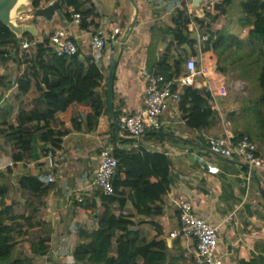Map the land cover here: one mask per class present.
I'll list each match as a JSON object with an SVG mask.
<instances>
[{"label":"crops","instance_id":"1","mask_svg":"<svg viewBox=\"0 0 264 264\" xmlns=\"http://www.w3.org/2000/svg\"><path fill=\"white\" fill-rule=\"evenodd\" d=\"M54 1L45 0L41 6ZM88 1L98 14V22L86 28L71 22L70 14L60 0L57 2L60 3L63 18L54 15L50 24L41 19L33 20L32 15L21 19L22 24L35 28L34 37L38 42L54 32H63L75 44L79 58H86L99 68L102 82L96 96L105 101L103 113L93 129H87L84 121L72 126L71 120L77 119L75 105H71L66 112L54 114L49 126L62 133L56 139L58 148H51L50 155L34 162L29 159L13 161L16 151H13V144L5 139L8 130L2 127L1 134L8 150L13 151L2 173L7 180L11 178V182L16 176L17 181L12 184L20 193L27 194V199L22 201L26 212H21V215L27 216L30 210L35 209L33 221L48 223L53 228V234L48 238L50 249L68 251L65 258L59 252V258L53 259L58 264H73V250L84 234L94 229L92 218L80 204L86 200L88 203L95 201L97 207L100 205L94 196L97 189L89 187V184L97 169L100 151L111 141L113 120L108 114L106 98L110 63L117 60L112 114L119 113L121 116L123 112L131 114L143 108L145 77L154 72V68L151 71L149 68L158 62L165 45L173 37L177 18H181L186 21L187 33L195 43V57L190 59L195 61L197 69L202 70V75L195 78L194 88L206 91L207 105L215 113L208 120L198 115L191 123L189 110L179 106L171 108L162 117L164 126L156 132L159 135L146 134L153 138L146 139L144 136L124 146L150 158L160 157L168 163L155 162L165 172L167 191L147 209L148 216L136 215L132 204L127 201L122 208L114 204L112 211L116 216L122 215L129 228L137 230L141 238L154 237L155 243H164L167 264H198L194 241L182 237L169 238V234L179 226L174 203L180 198L191 205L195 216L217 230L216 253L222 264H264V172H256L257 184L234 152L238 141H235L236 136L244 133L243 136L250 138L257 152L264 156V115L259 110L261 117H257L251 111L259 92L255 81L241 79L237 71L228 68L219 73L215 56L204 50L209 41L205 29L208 23L206 17L219 15L221 18L220 10L216 8L202 20H193V27H189L190 21L180 10L179 0H135V24L119 53V41L131 16L127 0ZM213 31L218 29L213 27ZM92 35L106 40L104 49L99 53L91 51ZM186 52L190 54L189 49ZM220 90L224 93L221 94ZM35 93L37 96L43 93L41 84L35 88ZM7 95L3 96V100ZM65 103L66 94L61 99L62 106ZM10 125L16 127L17 124L12 121ZM26 177H41L46 180L43 188L47 184L52 188L41 195L22 190L18 182ZM12 212L11 215H14ZM92 212L93 215L98 213L97 210Z\"/></svg>","mask_w":264,"mask_h":264},{"label":"trees","instance_id":"2","mask_svg":"<svg viewBox=\"0 0 264 264\" xmlns=\"http://www.w3.org/2000/svg\"><path fill=\"white\" fill-rule=\"evenodd\" d=\"M60 2L64 8L72 7L74 13L80 15L81 28L98 22V14L88 0ZM31 3L37 9L41 1L31 0ZM234 7L238 11L235 22L218 31L212 32L211 28L219 15L206 17L209 41L204 50L215 56L219 73L228 68L237 71L241 79L255 81L259 92L251 111L261 117L259 110L264 115V0H221L216 8L226 17ZM177 20L172 39L165 45L158 62L149 68H154L153 74L163 77L166 82L184 77L185 62L195 57V43L187 33L186 21ZM188 49L190 54H186ZM9 63L18 73L12 81L5 75L0 76V89L14 90L4 100L0 96V127L8 130L5 139L16 151L12 156L14 162L25 159L34 162L50 155L51 148L57 149L56 139L62 133L49 125L54 114L66 112L71 105L76 106L77 112V119L71 120L72 126L84 121L87 129L95 127L105 104L96 96L102 76L95 64L86 58L81 60L78 53L72 57H57L49 46L48 36L40 42L27 33L17 39L0 23V66ZM38 84L43 86L40 96L35 93ZM173 88L179 91V108L189 110L191 123L198 115L208 120L215 113L207 105L208 95L204 89L197 90L192 86L179 90L177 85ZM65 94L66 103L62 106L61 99ZM118 115L113 114V119L119 126ZM12 121L16 127L10 125ZM110 129L111 141L104 148L112 149L111 155L117 164L112 179L113 194L104 196L97 189L94 196L100 202L99 207L95 201L88 203L85 200L80 204L94 221V229L86 232L73 250V264H167L164 243H155L154 237L141 238L137 230L129 228L122 215H114L112 206L118 204L122 208L127 201L136 215L148 216L147 209L165 195L168 184L164 170L155 162L168 163L160 157L150 158L135 149L123 148L132 144L126 140L130 136L119 129L122 139L117 138L112 124ZM243 134L237 135L235 141L244 137ZM148 138L153 136H146ZM45 183L41 177H26L18 182V186L41 195L52 188L49 184L43 188ZM9 193L8 185L1 183L0 264H33L34 259L46 258L49 254L48 238L52 236L53 228L48 223L33 221L35 209L27 216L11 215L15 202ZM93 210L98 213L93 215ZM20 245L26 247L29 256L18 250Z\"/></svg>","mask_w":264,"mask_h":264},{"label":"built area","instance_id":"3","mask_svg":"<svg viewBox=\"0 0 264 264\" xmlns=\"http://www.w3.org/2000/svg\"><path fill=\"white\" fill-rule=\"evenodd\" d=\"M180 10L189 19V27H193L191 15L192 0H179ZM221 0H199L196 11H202L203 17L212 14ZM70 14L71 22L79 26L81 17L74 13L72 7H66ZM198 19V20H202ZM34 45V44H32ZM106 45V40L96 35L90 38L92 52H101ZM49 46L57 57H72L77 54L75 44L66 38L61 31L54 32L49 37ZM184 77L166 82L163 77L149 74L145 77L144 106L131 114L125 112L119 117V129L127 133L131 138L137 140L147 133H156L162 129L164 122L162 117L179 104V91L173 88L194 86L195 78L202 75V70L197 69L195 61L188 59L185 62ZM223 94L224 91L220 90ZM111 148H103L98 156V165L89 187L100 190L104 196L113 194L112 179L116 169V161L111 155ZM235 154L240 158L248 175L252 171L264 172V156L257 152L256 145L248 137L239 139L234 147ZM49 182H52L49 179ZM81 202L80 199L77 200ZM174 206L178 214V229L169 234L170 239L178 237L191 239L195 242V258L198 264H222L221 258L217 255V230L211 227L203 219L198 218L192 212L190 204L178 198Z\"/></svg>","mask_w":264,"mask_h":264},{"label":"water","instance_id":"4","mask_svg":"<svg viewBox=\"0 0 264 264\" xmlns=\"http://www.w3.org/2000/svg\"><path fill=\"white\" fill-rule=\"evenodd\" d=\"M41 4L45 0H40ZM129 7L131 9V16L127 28L123 32L119 41V53H121V48L125 43V40L131 30L134 27L136 16H137V5L135 0H127ZM199 0H192V10L191 15L195 19L203 18L202 11H196ZM40 6L34 9L31 0H0V23L6 27L17 39H21L25 33L29 34L31 37L35 36V28L31 25L22 24L21 19L24 16L32 15V19L44 20L46 24H50L54 15L59 18H63L62 10L60 8V3L55 0L53 3L47 4L45 6ZM117 60H112L109 66L108 80L106 83V98H107V109L108 114L113 120L112 125L114 127L115 135L117 138L122 139L119 134V126L117 122L113 119L112 114V99H113V79L115 74ZM148 135H159L158 133H147ZM129 141H137L136 138H128ZM251 176L254 181L258 184V177L255 171L251 172Z\"/></svg>","mask_w":264,"mask_h":264},{"label":"rangeland","instance_id":"5","mask_svg":"<svg viewBox=\"0 0 264 264\" xmlns=\"http://www.w3.org/2000/svg\"><path fill=\"white\" fill-rule=\"evenodd\" d=\"M215 14H216V12H215ZM237 16H238V11L234 7L232 10H230V12L228 13V16L221 17V18L217 19L214 23H212V30H213V27H215L216 29L219 30L221 27H223L229 23L233 24L235 22ZM17 73H18V70L11 63L5 64L4 66H0V76L5 75L10 81H12L14 78H16ZM7 94H8L7 92L2 91L0 89V96L3 97L4 95H7ZM1 131H2V127H0V184L1 183L6 184V185H8V187L10 189L9 194H10L11 198L13 199V201L15 202V207L13 208L12 213L14 215H21V212H26L24 207H23L22 201H25L27 199V194L24 195V194H22V192L20 193V190L16 186L13 185L17 181L16 176L14 178H12V182H11V178H8L9 180H7L4 177L3 171L5 169L3 170V167H6L7 163H9V159H10V156L13 154L12 153L13 151H12V149L11 150L9 149L10 151L8 150L7 142H5V140L3 139ZM18 250L25 251L27 256H29L28 251L26 250L25 246L20 245L18 247ZM59 252L64 254L63 258H65L67 256L66 254L68 253L67 249H64V250L62 249V251H59ZM59 252L56 250L53 251L52 249H50V252L47 256L48 257L47 259L46 258L34 259L33 264H58L56 262V260H54V259L59 258V256H60ZM51 256H52V258H51ZM68 262H70V260Z\"/></svg>","mask_w":264,"mask_h":264}]
</instances>
